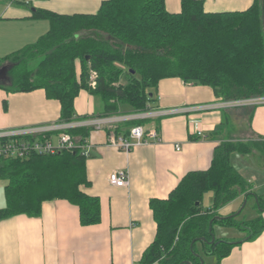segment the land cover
Wrapping results in <instances>:
<instances>
[{
  "label": "trees",
  "instance_id": "obj_1",
  "mask_svg": "<svg viewBox=\"0 0 264 264\" xmlns=\"http://www.w3.org/2000/svg\"><path fill=\"white\" fill-rule=\"evenodd\" d=\"M180 6L171 13L164 0H103L92 14L35 9L33 16L47 19L49 29L35 43L0 59V67L10 66L0 87L14 92L43 89L60 102V121L77 117L74 99L81 90L98 99L96 116L123 112L122 107L144 110L165 78L208 86L226 101L264 96V0H253L242 11L207 12L203 0H180ZM92 72L94 86L89 85ZM90 130L76 127L68 133L83 144ZM233 153L264 163V141L220 142L207 169L187 172L166 199L150 201L156 234L143 251L142 264H200V258L204 264H219L239 242L217 237L208 243L215 225L245 229L246 240L264 229L261 215L245 221L237 220L238 214L214 218L239 195L256 196V207L264 209L263 195L253 193L232 164ZM88 157L76 147L2 158L5 206L0 220L19 214L37 217L43 202L65 199L78 207L82 225L98 223L99 198L82 189L90 184ZM209 191L213 203L205 208L202 198ZM211 256L214 262L206 260Z\"/></svg>",
  "mask_w": 264,
  "mask_h": 264
},
{
  "label": "crops",
  "instance_id": "obj_2",
  "mask_svg": "<svg viewBox=\"0 0 264 264\" xmlns=\"http://www.w3.org/2000/svg\"><path fill=\"white\" fill-rule=\"evenodd\" d=\"M102 1L32 0L26 6L21 2L0 0V59L35 43L48 31L49 21L34 17L35 9L65 15L92 14ZM252 1L203 0V5L207 12L242 11ZM164 5L171 13L181 8L180 0H164ZM153 94L150 107L183 109L181 113L139 123L145 129L155 128L158 141L151 140L125 152L108 144L111 129H91L88 133L86 172L90 184L82 189L99 198L100 221L82 225L78 207L65 199L43 202L37 217L19 214L1 219L0 264H142L143 251L156 234L150 201L166 199L187 172L207 169L213 150L220 142L229 139L264 141V104L203 108L219 100L213 90L184 83L179 78L162 79ZM74 110L78 118L93 115L96 112L93 96L81 90L74 99ZM121 111L131 109L125 107ZM59 115L60 102L47 97L43 89L14 92L0 87V129L52 124L59 120ZM216 127H220L219 133H213ZM128 128L127 123H121L119 134L124 135ZM253 161L250 155H231L232 164L251 184V191L264 195V163L257 165ZM116 169L128 171L127 186L108 182V174ZM2 194L0 208L5 206L4 186ZM244 199L246 203L240 207L241 211L247 207L246 211H251L248 218L261 215L264 219V209L256 208L254 196L239 195L219 208L218 213L221 216L234 213L232 208ZM212 203L213 193L206 192L203 207ZM226 228L241 234L229 239L239 243L232 246L219 264H264V229L249 240L244 239L247 230L242 228L215 225L213 230L220 232ZM206 260L214 262L215 257Z\"/></svg>",
  "mask_w": 264,
  "mask_h": 264
},
{
  "label": "built area",
  "instance_id": "obj_3",
  "mask_svg": "<svg viewBox=\"0 0 264 264\" xmlns=\"http://www.w3.org/2000/svg\"><path fill=\"white\" fill-rule=\"evenodd\" d=\"M32 0H10V2H21L28 6ZM95 72H92L91 85L94 86ZM264 104V96L248 99L221 100L214 104L202 106L203 108H235L244 106H255ZM183 109L160 110L147 106L144 110L123 111L101 116L91 115L83 118H74L70 121H60L52 124H38L25 127H13L0 129V160L5 157H23L30 153L54 154L62 149H74L79 147L82 153L89 155L87 140L83 144H76L68 130L76 127H89L91 129H108L110 132L108 144L125 152L132 147L147 144L151 140L158 141L159 135L155 128L145 129L140 124H132L128 131L122 134L113 133L121 123L143 121L153 119L166 114L181 113ZM201 135L200 133H198ZM55 135V137H54ZM179 145L176 150H179ZM108 182L115 186H127L129 175L126 169H116L107 176Z\"/></svg>",
  "mask_w": 264,
  "mask_h": 264
},
{
  "label": "rangeland",
  "instance_id": "obj_4",
  "mask_svg": "<svg viewBox=\"0 0 264 264\" xmlns=\"http://www.w3.org/2000/svg\"><path fill=\"white\" fill-rule=\"evenodd\" d=\"M91 75H92V73H91ZM122 81H125V78L124 77H122ZM91 82H92V78L90 76V81H89V85L90 86H92L91 85ZM93 100H94V107H95V110H96L98 108L97 106L99 105V101L94 96H93ZM122 108H125V107H122ZM253 160H254L253 162H256L255 164H257V165H259L261 163V159H257V157H253ZM4 183H5L4 180H2L0 178V197H2V198H3L2 189H3ZM254 202H255V205H256V202L257 201L254 200ZM242 205H243V202L241 204L235 205L232 209H234L235 212H237ZM256 208H258V207H256ZM246 209H247V207H245L243 209V211H241V213L236 217L237 220H239V221H245V220L251 219V218H248V216L251 214V211H246ZM223 213H226V212H223ZM231 231H234V232H231ZM244 232H245V230H244ZM214 233H215V236H217L219 238H222V239H226V240H229L231 238H234V236L237 237L239 234H241V232H239L237 230H229L228 228L223 229L220 232H217L215 230ZM246 233H247V231H246Z\"/></svg>",
  "mask_w": 264,
  "mask_h": 264
},
{
  "label": "water",
  "instance_id": "obj_5",
  "mask_svg": "<svg viewBox=\"0 0 264 264\" xmlns=\"http://www.w3.org/2000/svg\"><path fill=\"white\" fill-rule=\"evenodd\" d=\"M9 65L8 64H4V65H2L1 67H0V83H3V82H5L6 80H8V75H7V73H8V69H9ZM255 197V200L257 201V198H256V196H254ZM263 198H264V195H263ZM245 203H246V199H244V201H243V205L241 206V208H243V206L245 205ZM241 208L237 211V212H235V213H233V214H231L230 216H233V215H237V214H239L240 213V211H241ZM223 216H219V215H217V216H215L214 218H222ZM213 220V219H212ZM212 220L210 221V223H209V231H211L212 230ZM200 239L201 240H206L204 237H200ZM194 241V240H193ZM192 241V242H193ZM208 243H213L214 241H215V236H214V234H212L211 235V239L210 240H206ZM192 242H191V244H192ZM179 264H191L190 263V261H183V262H180ZM200 264H204V260H203V258H200Z\"/></svg>",
  "mask_w": 264,
  "mask_h": 264
}]
</instances>
